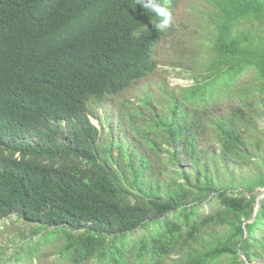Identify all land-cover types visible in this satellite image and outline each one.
I'll list each match as a JSON object with an SVG mask.
<instances>
[{"label": "trees", "instance_id": "16d2710c", "mask_svg": "<svg viewBox=\"0 0 264 264\" xmlns=\"http://www.w3.org/2000/svg\"><path fill=\"white\" fill-rule=\"evenodd\" d=\"M215 6L206 75L165 90L164 116L146 99L141 153L114 162L89 105L154 74L169 28L137 0H0V222L65 230L70 264H264V172L231 170L264 169V0ZM250 72L222 114L215 103Z\"/></svg>", "mask_w": 264, "mask_h": 264}, {"label": "rangeland", "instance_id": "374dc122", "mask_svg": "<svg viewBox=\"0 0 264 264\" xmlns=\"http://www.w3.org/2000/svg\"><path fill=\"white\" fill-rule=\"evenodd\" d=\"M169 1L172 22L162 41L154 49L156 72L138 81L128 91L113 98L108 97L101 103L91 102L89 105L97 119L90 121L100 134L98 143L101 156H107L114 162L120 153L129 157L141 153L139 145H142V142L139 137H143L142 131L149 129L152 124L151 107L147 109L146 99H151L153 107L164 116L166 111L160 107L167 102L164 91L175 92L176 88L193 86V81L197 80L196 75H206L209 67L207 60L211 55L208 48L211 44H208V41L212 37L210 17L214 15L212 8H217L216 0ZM218 1L222 6L224 5V8L231 7V0ZM199 41L203 42L198 44ZM253 78V73H247L240 78L239 85L225 88L226 90L237 88V90L221 96L215 103L220 106L222 114L242 103L241 93L245 89L244 86ZM262 140L263 149L260 154L264 159V139ZM207 144L211 145V149L217 154V146L212 145L210 141L205 144V148ZM200 148H204V142L201 143ZM142 151L146 152L143 148ZM161 157H166V153L161 152ZM159 165L168 170L175 167L163 162ZM188 166L189 164H186L184 168L188 169ZM236 167L237 169L231 168V170L239 180L246 182L253 179L254 175L264 172V169L255 165L254 160L247 165L238 163ZM221 177L226 179L222 172H220ZM263 192L258 189L255 195ZM263 197L264 195L260 196L259 200ZM206 206L202 209L204 213L209 208ZM65 234L66 231L63 229L54 230L29 225L17 217L2 221L0 222V264H70L69 259H67L69 263L60 260L65 248Z\"/></svg>", "mask_w": 264, "mask_h": 264}, {"label": "clouds", "instance_id": "9594fccd", "mask_svg": "<svg viewBox=\"0 0 264 264\" xmlns=\"http://www.w3.org/2000/svg\"><path fill=\"white\" fill-rule=\"evenodd\" d=\"M137 4L141 5L144 10H146L148 13L154 14L158 18L157 22L153 24L156 30H158L159 32H163L170 27L172 17L169 3V11L162 0H137ZM60 7L61 6L54 10L52 19L54 23L63 26L65 25L63 19L57 16Z\"/></svg>", "mask_w": 264, "mask_h": 264}, {"label": "water", "instance_id": "95a60500", "mask_svg": "<svg viewBox=\"0 0 264 264\" xmlns=\"http://www.w3.org/2000/svg\"><path fill=\"white\" fill-rule=\"evenodd\" d=\"M262 191H264V188L263 189H261ZM257 208H258V203H257V206H256V209H255V215H254V217L256 216V213H257Z\"/></svg>", "mask_w": 264, "mask_h": 264}]
</instances>
